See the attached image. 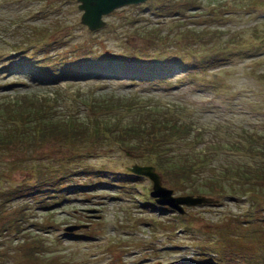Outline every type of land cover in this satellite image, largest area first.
<instances>
[{
  "label": "rangeland",
  "instance_id": "rangeland-1",
  "mask_svg": "<svg viewBox=\"0 0 264 264\" xmlns=\"http://www.w3.org/2000/svg\"><path fill=\"white\" fill-rule=\"evenodd\" d=\"M183 1L187 11L198 13L185 17L188 23L193 19L200 24L211 22L209 27L218 38L217 46L211 50L218 57L204 68L202 63L188 58L194 66L188 65L185 72L154 81L129 82L123 76L93 74L88 61L95 62L100 55L114 57L117 53L127 60V52L159 53L152 49L159 46L165 51L176 48L179 52L197 48L195 41L175 35L181 23L168 28L170 24L175 26L178 19L172 13L160 14L155 8L152 12L150 2L145 8L138 2L122 4L102 15L105 24L90 29L80 20L77 0H0V101L17 100L21 104L30 95L43 96L57 115L73 113L85 119L93 115L82 103L85 96L89 99L91 95L105 94L115 102L142 96L144 101L135 106L134 113L118 114L119 122L135 113L148 112L155 117L165 113L167 117L176 116L180 124H187L184 132L177 135L183 134L184 140L172 143L177 146L175 154L178 153L173 160L182 161L184 168L177 170L186 172L187 180L173 178L175 173L167 167V174L161 178L172 186L173 194L192 191L213 198L195 203L178 201L185 208L178 223L176 213L154 204L166 223L163 226L159 221L158 227L153 221L154 213L141 207L143 203L137 200L150 195L151 179L132 173L126 166L147 157L145 151L135 158L112 138L92 140L88 143L95 145L96 152L66 162L70 176L64 175L62 179L61 172H57L49 180L39 182V169H44V162L53 160L47 158V153H52V143L12 142L0 148V192L4 197L0 199V220L9 221L8 225L16 230L9 232L0 221V238L14 242L22 237L25 245L14 249L0 244V264H183L181 259L189 264H216L207 251L201 257L194 243L198 242L202 250L217 246L214 240H224L225 245L237 248L234 258L228 257L230 249L224 251L228 262L222 257L218 264H242L249 251L258 252L247 258L252 261L250 264H256L254 257L264 258V251L259 253L252 239L253 231L264 234V220L256 216L252 221L243 220L246 202L222 194V189L230 187L228 183L240 190L241 180H232L238 178L236 167L240 172L245 159L255 162L262 158L257 151L263 145L252 141L250 130L264 128L262 119H256L264 115L258 105H264V51L257 52L259 41L253 35H259L258 39L264 36V0ZM208 4L217 5L218 10L212 13L214 16L204 17L201 12ZM162 22L165 23L159 26L157 38L154 25ZM261 41L264 43V38ZM24 54L32 56L28 60L37 58L52 63L54 68L47 72V77L55 73L58 81L34 78L35 72H40L35 66L20 67ZM69 59L76 60V67L62 70L68 68L64 63ZM207 79L215 84H208ZM235 129L244 132L245 142L237 143L233 150L240 145L252 155L241 150L224 154L221 148L217 150L218 156L201 152L202 145L230 140ZM151 139L162 150L168 140L157 133ZM53 163L57 165L58 161L54 159ZM212 183H219L220 189L211 191ZM8 185L28 190L7 193ZM254 194L260 193L255 190ZM135 215H141L139 220H135ZM72 223L75 225L68 228ZM177 224L182 225L178 231Z\"/></svg>",
  "mask_w": 264,
  "mask_h": 264
},
{
  "label": "trees",
  "instance_id": "trees-1",
  "mask_svg": "<svg viewBox=\"0 0 264 264\" xmlns=\"http://www.w3.org/2000/svg\"><path fill=\"white\" fill-rule=\"evenodd\" d=\"M181 3H176L178 4V8L173 5L172 10H183L184 4ZM178 24H180V22ZM188 25L189 26L179 27L180 29L177 28L180 32V35H183V37L190 36V34L193 33L199 34L200 31L203 30V27H199L194 23ZM148 29L152 32V28ZM209 29L211 30L207 35L208 41L217 39L216 37H214L216 35L215 31L212 28ZM203 45H207V43L203 42ZM129 55L130 53H128L126 57L128 58ZM92 61L94 62V60ZM33 62H36V64L40 67L44 74H46L48 71H52L54 68L53 65H51L52 63H50L49 65V63L44 59L37 60V58H35ZM101 65H103L101 62L93 64V66L97 68ZM84 99L87 106H90L89 108L95 111V115L92 116L90 120H87V118H80L79 116L74 114L57 115L55 112H52L51 103L47 101V99H45L43 96L36 97L35 95H30L27 98H23L21 104H19L17 100L9 103L8 101H0V148L17 143L18 141H21L19 144L26 143L27 141L30 143H40L44 140L50 141L53 145L51 147L52 153L50 154L54 155L56 157V160L58 157L59 163L57 165L46 166L45 169H43V174L38 180H49L50 178L55 176L57 172H61V177L63 179L64 175H66V177L71 175V172H67L65 169L66 162H71L85 155L91 154L95 149H93V144L92 146H90V144L88 143L89 138H92V135L95 132L105 129L109 130L113 134V137L118 138L119 140H123L125 144H127L132 150L136 148L138 152H140V156L145 151L147 153V157H143L142 159L150 160L152 158L153 161L157 164L158 168L161 169L165 174H167L165 172V168L167 167L171 169V173H175V176L171 175L173 178L177 177V179L183 178L184 180H187L186 172L180 173L177 170V168H179L184 171L182 161H179L178 159L173 160L177 157L176 154H178H175V152L177 151V146H172L173 141L171 139H168L171 132L175 133V131H177L179 133H183L185 129L184 126H186L187 124H180L176 116L167 117L165 116V113L163 114V117H155L148 112H143L144 115L142 113H138L136 115L135 113L128 116L126 120H122L121 122H119V110L115 109L114 107H120L121 109H124L126 112H128V114L134 113L135 106L140 105L141 102L144 101V98L142 96H134V98L131 99L132 101L123 100L120 102H115L114 98L108 97L105 94H102V96L100 97L91 95L89 96V99H87V97L85 96ZM36 103H38V105ZM142 107L144 108V106ZM104 110L108 111L109 113H107V115L105 116H98L99 111ZM116 113L117 115H115ZM6 119L8 120V122H6ZM181 121L185 122V120L182 119ZM2 125L7 126V128L3 129L5 126L3 127ZM89 127L90 129H88ZM156 133L158 135L161 134L164 139H168L164 143L163 150L162 148L160 149L154 146V143L152 144V141L155 140L151 139V135ZM193 135H195L196 137V132H194ZM252 141L257 143L256 141H254V139H252ZM261 143H264V139H262ZM4 144L5 146H3ZM219 144H221V142L216 143V141H214L213 143H211V145L204 148H213L212 150L210 149V156H218L219 152L217 150L221 148V145ZM236 144L237 142L233 140L226 141L225 143V145L228 147L235 146ZM262 145L263 148L259 155L262 158L257 159L255 164L253 165L243 163L244 169L241 168L240 172L236 167L235 172L238 178L232 179L235 181L241 180L238 184L240 186L239 191H241L242 189L243 191L247 189V199L249 200V204L251 206L260 208H262L264 204V144ZM148 146L150 148H148ZM148 153H152L154 155H151V157H149ZM159 153L162 154L158 155ZM59 154H61L62 156H59ZM174 155L176 156L172 157ZM168 160L171 161L169 162ZM39 170L42 171L41 169ZM216 179L220 180L221 182L219 176H216ZM253 184L255 185L254 188L251 186ZM215 185H217V187ZM227 185L230 187L225 188L226 191H238V188H231L234 187V184L229 185L228 183ZM213 188L220 189L219 183H212L211 191H213ZM6 190L7 193H11V191L15 190H20L21 192L24 191V189L11 186H9V188L6 187ZM255 190L260 194H254ZM0 196L2 199H4V197L1 195V192ZM254 216L256 215L247 212L242 215V217H244V220L247 222L252 221ZM256 217L260 220H264L258 216ZM21 219L23 220L22 216ZM8 222L9 221L2 220L1 224L2 226L7 225ZM253 234V241L257 243L259 250H262L264 248V234L254 231ZM250 253L252 255L253 253L258 254V252ZM245 261L247 263L249 260Z\"/></svg>",
  "mask_w": 264,
  "mask_h": 264
},
{
  "label": "water",
  "instance_id": "water-1",
  "mask_svg": "<svg viewBox=\"0 0 264 264\" xmlns=\"http://www.w3.org/2000/svg\"><path fill=\"white\" fill-rule=\"evenodd\" d=\"M136 0H80L78 5L83 7L80 15V19L88 24L89 27L95 28L104 23L105 19L102 17V13L109 11L114 6L123 3ZM132 168L138 171L147 172L153 178L152 193H158L157 198L159 200L168 201L171 204L181 207L178 201H196L200 199H210L208 196L201 194L193 195L191 193L185 194H171V187H168L160 182V174L154 169L152 164H138L133 163Z\"/></svg>",
  "mask_w": 264,
  "mask_h": 264
}]
</instances>
